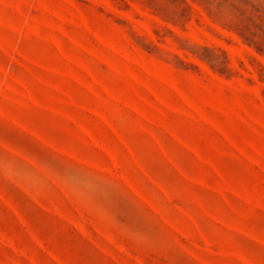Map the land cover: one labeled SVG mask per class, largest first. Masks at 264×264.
Returning <instances> with one entry per match:
<instances>
[{"label": "rangeland", "instance_id": "374dc122", "mask_svg": "<svg viewBox=\"0 0 264 264\" xmlns=\"http://www.w3.org/2000/svg\"><path fill=\"white\" fill-rule=\"evenodd\" d=\"M12 58L77 121L100 84L144 119L108 170L41 115L70 152L0 202V264H264V0H0Z\"/></svg>", "mask_w": 264, "mask_h": 264}, {"label": "crops", "instance_id": "0c3cea01", "mask_svg": "<svg viewBox=\"0 0 264 264\" xmlns=\"http://www.w3.org/2000/svg\"><path fill=\"white\" fill-rule=\"evenodd\" d=\"M13 61L14 58L8 59L7 66L0 73V202H9L13 194H22L26 176L31 178V182L35 177V184L38 185L40 170L44 168L41 165V146L53 155L70 152L61 147L64 144L62 141L56 140L57 135L53 131L55 125H45V121L41 124V115L47 114L55 119L64 117L69 123L74 118L69 111L66 112L56 104L49 107L44 101L48 96L41 93L52 85L48 79L43 80L34 72L21 76L13 73L15 66ZM47 69L49 68L44 67L39 70L45 74ZM84 86L88 88L86 84ZM92 95L103 105L96 109L82 108L83 118L79 121L75 118L74 120L82 130L81 138L93 145L95 151L101 154L105 161V164L90 166L108 170L111 167L113 170L115 149L108 145L120 143L121 110L129 112L132 120L135 117L137 120H143L144 116L134 108L131 110L119 95H114L112 90L103 88L101 84L94 89ZM78 137L80 138L79 134ZM130 184L128 181L127 186ZM128 187V191L135 190Z\"/></svg>", "mask_w": 264, "mask_h": 264}]
</instances>
